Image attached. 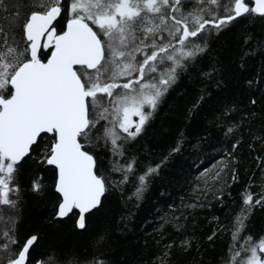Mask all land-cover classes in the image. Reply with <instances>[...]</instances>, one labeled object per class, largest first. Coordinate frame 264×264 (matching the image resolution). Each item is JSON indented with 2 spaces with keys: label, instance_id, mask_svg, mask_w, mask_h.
Wrapping results in <instances>:
<instances>
[{
  "label": "trees",
  "instance_id": "1",
  "mask_svg": "<svg viewBox=\"0 0 264 264\" xmlns=\"http://www.w3.org/2000/svg\"><path fill=\"white\" fill-rule=\"evenodd\" d=\"M13 2L20 5L21 17L37 10L28 7L30 0ZM64 2L65 10L54 25L57 33L64 31L69 19ZM205 6L199 0L181 4L185 12ZM10 11L0 16L7 17ZM217 15L223 16L222 9ZM0 23L7 30V20ZM207 28V34L190 38L204 50L183 60L175 83L140 134L132 138L116 122L122 155L114 154L107 138L86 145L109 183L100 206L86 216L84 229L76 225V210L65 219L57 216L61 202L55 190L57 172L43 162L52 136L40 139L17 164L13 184L18 192L9 194L16 207L0 205V264L14 258L33 235L37 240L27 264H38L51 253L75 256L82 264L94 257L106 264H229L233 248H239L244 237L251 236L254 242L264 237V201L255 204L254 195L241 239L233 240L241 193L264 192V17L247 13L220 29ZM16 32L21 46H26L19 27ZM51 51L42 48L41 59ZM112 122L111 115L101 120L99 134L104 127H113ZM129 163L132 171L120 183L125 173L113 171V166ZM149 168L157 171L146 177L138 196L139 177ZM37 178L39 192L33 191ZM5 232L17 243L12 244ZM244 255L241 252L240 258Z\"/></svg>",
  "mask_w": 264,
  "mask_h": 264
},
{
  "label": "snow or ice",
  "instance_id": "2",
  "mask_svg": "<svg viewBox=\"0 0 264 264\" xmlns=\"http://www.w3.org/2000/svg\"><path fill=\"white\" fill-rule=\"evenodd\" d=\"M199 3L206 6L185 12L182 0H67L69 19L58 34L53 25L65 10L64 0H30L28 7L37 10L23 17L19 4L0 0V13L11 10L9 16H0L7 20V30L0 23V205L16 207L15 199L9 198L10 193L18 192L13 184L16 166L43 138L42 134H51L53 141L43 162L58 170V216L76 209L78 227L85 228V213L100 204L109 183L86 145L107 138L114 154L122 155L116 122L128 136L140 134L160 98L175 83L176 70L183 67V60L204 50L190 38L201 32L207 34L208 25L220 29L247 13L264 17V0H254L253 6L246 0ZM218 9H222V17L217 15ZM17 27L29 42L26 46L17 40ZM42 39L46 40L43 49H54L46 62L41 59ZM121 78H127L126 82L120 83ZM109 115L113 127H104L100 135L97 125L107 121ZM132 116L139 117L138 122L134 123ZM133 127L135 130L130 131ZM132 167V163L114 165L112 170L125 173L120 181L124 183ZM156 171L149 168L139 177L138 196L146 177ZM39 180L33 181V191L41 190ZM254 195L258 197L255 204L264 201V192L241 193L242 206L233 222L234 241L241 239L254 207ZM3 234L12 244L17 243L8 232ZM36 240L35 235L28 238L7 264H27L29 249ZM241 252L245 253L242 258ZM262 254L264 237L254 242L253 237L246 236L239 248H233L229 264H264ZM38 264L82 262L75 256L51 253ZM88 264L106 261L94 257Z\"/></svg>",
  "mask_w": 264,
  "mask_h": 264
},
{
  "label": "water",
  "instance_id": "3",
  "mask_svg": "<svg viewBox=\"0 0 264 264\" xmlns=\"http://www.w3.org/2000/svg\"><path fill=\"white\" fill-rule=\"evenodd\" d=\"M249 1H251L252 3H253V5H254V0H249ZM61 17V16H60ZM60 17L57 19V21L60 19ZM57 21H55L54 22V25H55V23L57 22ZM67 24V23H66ZM53 25V26H54ZM66 28V27H65ZM65 30V29H64ZM59 34V33H58ZM29 43V42H28ZM44 43H46V40L45 39H42L41 40V49H42V47H43V44ZM46 62V61H45ZM138 122V121H137ZM42 135H44V134H42ZM25 158V157H24ZM23 160V159H22ZM21 160V161H22ZM49 166H53V165H49ZM54 168H55V166H53ZM56 169V168H55ZM58 170L56 169V172H57ZM56 183H57V177H56ZM55 190H56V185H55ZM57 192V191H56ZM58 193V192H57ZM105 193H106V191H105ZM105 193H104V195L101 197V202H102V200H103V198H104V196H105ZM59 194V193H58ZM60 195V194H59ZM60 198H61V196H60ZM101 202H100V204H101ZM100 204L97 206V207H99L100 206ZM96 207V208H97ZM95 208V209H96ZM95 209H92L90 212H88V213H85V221H86V216L89 214V213H91L92 211H94ZM74 210H76V209H74ZM78 213H79V211L78 210H76ZM70 214V213H69ZM68 214V215H69ZM67 215V216H68ZM57 216H58V212H57ZM67 216H64V217H60V216H58L60 219H65ZM78 219H79V216H78V218H77V222H76V225H77V227H78ZM79 228V227H78ZM80 229V228H79ZM34 245V244H33ZM32 248V247H31ZM31 248L29 249V251L31 250ZM28 256H29V254H28ZM27 263H28V261H27Z\"/></svg>",
  "mask_w": 264,
  "mask_h": 264
},
{
  "label": "rangeland",
  "instance_id": "4",
  "mask_svg": "<svg viewBox=\"0 0 264 264\" xmlns=\"http://www.w3.org/2000/svg\"><path fill=\"white\" fill-rule=\"evenodd\" d=\"M131 119H132V121L135 123V122H137V120L139 119V117H137V116H132ZM130 131H134V127H133V128H130Z\"/></svg>",
  "mask_w": 264,
  "mask_h": 264
},
{
  "label": "flooded vegetation",
  "instance_id": "5",
  "mask_svg": "<svg viewBox=\"0 0 264 264\" xmlns=\"http://www.w3.org/2000/svg\"><path fill=\"white\" fill-rule=\"evenodd\" d=\"M45 136H51V134H44V135H42V137H45ZM40 140V139H39ZM38 140V141H39ZM34 146V145H33ZM31 152V151H30ZM30 154V153H29ZM24 159V158H23Z\"/></svg>",
  "mask_w": 264,
  "mask_h": 264
}]
</instances>
